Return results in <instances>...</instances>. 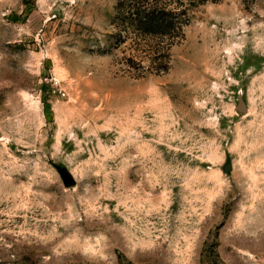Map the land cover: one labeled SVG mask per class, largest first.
<instances>
[{
  "label": "rangeland",
  "instance_id": "374dc122",
  "mask_svg": "<svg viewBox=\"0 0 264 264\" xmlns=\"http://www.w3.org/2000/svg\"><path fill=\"white\" fill-rule=\"evenodd\" d=\"M188 2L0 0V264H264V0Z\"/></svg>",
  "mask_w": 264,
  "mask_h": 264
},
{
  "label": "trees",
  "instance_id": "16d2710c",
  "mask_svg": "<svg viewBox=\"0 0 264 264\" xmlns=\"http://www.w3.org/2000/svg\"><path fill=\"white\" fill-rule=\"evenodd\" d=\"M140 2L138 5L139 8L142 6L143 10L141 11L144 15L145 20L151 24L150 32L155 37H160V41H164L163 38L167 40L166 44H170L175 37L174 32V21L179 23L180 14L176 13L171 8L167 7L169 4L168 1L171 0H137ZM208 0H189V5H194L196 3L206 2ZM217 1V0H211ZM139 8H137L134 14H139Z\"/></svg>",
  "mask_w": 264,
  "mask_h": 264
},
{
  "label": "water",
  "instance_id": "95a60500",
  "mask_svg": "<svg viewBox=\"0 0 264 264\" xmlns=\"http://www.w3.org/2000/svg\"><path fill=\"white\" fill-rule=\"evenodd\" d=\"M239 109L243 110V107L240 105ZM58 170H59V172L63 178V182L66 186H70V185L74 184V179L72 178V176L68 173V171L66 169L59 166Z\"/></svg>",
  "mask_w": 264,
  "mask_h": 264
},
{
  "label": "built area",
  "instance_id": "2783aa9c",
  "mask_svg": "<svg viewBox=\"0 0 264 264\" xmlns=\"http://www.w3.org/2000/svg\"><path fill=\"white\" fill-rule=\"evenodd\" d=\"M51 79H52V78H51ZM51 81H52V80H51ZM52 83H53V87H54V89H55V87H57V82H56V80H53ZM54 89H53V90H54Z\"/></svg>",
  "mask_w": 264,
  "mask_h": 264
}]
</instances>
